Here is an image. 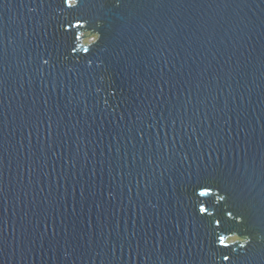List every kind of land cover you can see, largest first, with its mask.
<instances>
[{"label":"water","instance_id":"1","mask_svg":"<svg viewBox=\"0 0 264 264\" xmlns=\"http://www.w3.org/2000/svg\"><path fill=\"white\" fill-rule=\"evenodd\" d=\"M61 10L0 0V264H224L188 194L264 213V0H82L84 58Z\"/></svg>","mask_w":264,"mask_h":264},{"label":"snow or ice","instance_id":"2","mask_svg":"<svg viewBox=\"0 0 264 264\" xmlns=\"http://www.w3.org/2000/svg\"><path fill=\"white\" fill-rule=\"evenodd\" d=\"M60 4L62 20L58 31L69 55L84 58L92 48L78 45L80 35L72 29L91 33L93 39L90 46H95L102 39V33L92 29L89 16L78 11L82 7V0H60ZM188 199L192 203L195 219L210 229L220 261L224 264H242L243 258L253 254L264 257V213L254 214L247 205L236 200L224 185L206 179L195 181ZM220 232H228L236 239L232 244L225 243V237ZM261 264H264V259Z\"/></svg>","mask_w":264,"mask_h":264},{"label":"clouds","instance_id":"3","mask_svg":"<svg viewBox=\"0 0 264 264\" xmlns=\"http://www.w3.org/2000/svg\"><path fill=\"white\" fill-rule=\"evenodd\" d=\"M92 41V40H91ZM235 239V237H232V240H234Z\"/></svg>","mask_w":264,"mask_h":264}]
</instances>
